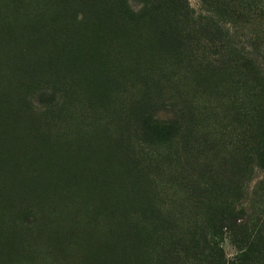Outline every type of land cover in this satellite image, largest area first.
<instances>
[{
	"label": "rangeland",
	"instance_id": "1",
	"mask_svg": "<svg viewBox=\"0 0 264 264\" xmlns=\"http://www.w3.org/2000/svg\"><path fill=\"white\" fill-rule=\"evenodd\" d=\"M117 1L0 0V264H264V0L223 52Z\"/></svg>",
	"mask_w": 264,
	"mask_h": 264
},
{
	"label": "trees",
	"instance_id": "2",
	"mask_svg": "<svg viewBox=\"0 0 264 264\" xmlns=\"http://www.w3.org/2000/svg\"><path fill=\"white\" fill-rule=\"evenodd\" d=\"M141 3V9L138 12H133L127 3V0H118L115 5H112V11H115L116 18L119 22L127 23L130 28L136 30L140 26H144L148 20H152L160 26L166 27L169 24V20L175 23L183 29L180 34L182 42L188 44V46H194L196 51H199V47L217 50L227 51L230 47L231 40L228 38L226 30L224 28V22L221 18H224L227 11L222 7L214 3L213 0H199L201 4L200 11L197 13L190 9L186 0H139ZM111 11V12H112ZM159 26V25H157ZM180 28V29H181ZM143 29V28H142ZM159 29V28H158ZM161 30V29H159ZM195 40L190 41V37ZM221 61L224 59L223 55L219 56ZM207 65V64H206ZM221 69V63L219 65ZM144 130L150 139H159L163 133L167 124L158 122H145ZM209 241L204 237L202 239V246L200 254L207 250L208 253L214 252L212 247L208 244ZM245 246V245H243ZM248 248V247H247ZM239 262L243 264H253L252 259H248L249 248L240 249Z\"/></svg>",
	"mask_w": 264,
	"mask_h": 264
}]
</instances>
